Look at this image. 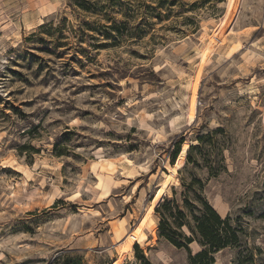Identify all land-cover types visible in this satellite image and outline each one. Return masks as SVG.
<instances>
[{"label":"rangeland","instance_id":"rangeland-1","mask_svg":"<svg viewBox=\"0 0 264 264\" xmlns=\"http://www.w3.org/2000/svg\"><path fill=\"white\" fill-rule=\"evenodd\" d=\"M174 191L264 264V0H0V264H190Z\"/></svg>","mask_w":264,"mask_h":264},{"label":"trees","instance_id":"trees-1","mask_svg":"<svg viewBox=\"0 0 264 264\" xmlns=\"http://www.w3.org/2000/svg\"><path fill=\"white\" fill-rule=\"evenodd\" d=\"M192 148L193 146L189 147L188 143H185L173 153L174 163L171 166L175 174L184 163L186 155L190 156ZM183 186L189 189L191 183ZM182 195L184 198L181 203L176 191L173 197L165 198L163 201L162 194L151 199L155 213L160 216V236L177 247L189 250L190 244L199 243L202 248L191 256L190 264H213L215 253L239 244L242 227L234 225L230 215L222 217L204 198L199 197L202 208L198 210V207L190 202L186 191ZM196 197L198 198V195ZM185 228L190 231V235L185 232Z\"/></svg>","mask_w":264,"mask_h":264},{"label":"bare ground","instance_id":"bare-ground-1","mask_svg":"<svg viewBox=\"0 0 264 264\" xmlns=\"http://www.w3.org/2000/svg\"><path fill=\"white\" fill-rule=\"evenodd\" d=\"M167 166H168L169 169H172V166L170 164H167Z\"/></svg>","mask_w":264,"mask_h":264}]
</instances>
